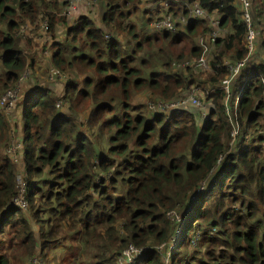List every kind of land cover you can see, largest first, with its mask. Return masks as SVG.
<instances>
[{
  "label": "trees",
  "instance_id": "obj_1",
  "mask_svg": "<svg viewBox=\"0 0 264 264\" xmlns=\"http://www.w3.org/2000/svg\"><path fill=\"white\" fill-rule=\"evenodd\" d=\"M92 1L95 14L66 26L71 0H0V98L35 64L24 26L51 37L65 26L52 62L88 73L61 104L41 81L9 114L0 105V264H63L45 254L58 244L66 264H264V0H249V24L239 0ZM195 5L206 15L192 17ZM166 12L181 28L151 30ZM201 79L204 108L156 106ZM12 139L23 151L10 156Z\"/></svg>",
  "mask_w": 264,
  "mask_h": 264
},
{
  "label": "rangeland",
  "instance_id": "obj_2",
  "mask_svg": "<svg viewBox=\"0 0 264 264\" xmlns=\"http://www.w3.org/2000/svg\"><path fill=\"white\" fill-rule=\"evenodd\" d=\"M164 1L165 0H163V2ZM96 6L95 7L90 6L89 7L90 12L88 14H95V10L97 9ZM70 9L71 8H69L67 11H69ZM80 12L83 13L81 9H79L78 11H74L72 13H68L66 26L72 25L75 21L77 13H80ZM139 12H140V15H142L141 17H143L144 19H146L147 17H150V14L144 13L141 6H139ZM212 16H216V14H213ZM24 29H25L24 37L21 40V44H22L21 47L23 49V55L26 58L27 62H29L30 59L33 58L35 60V64L33 67L30 66L29 68L30 71H29L28 76H26L25 78L21 80L18 79L16 81L15 86L18 87L17 94L14 100L8 106V109H5L6 114H9V112L13 111L15 102L20 98L21 94L28 88V86L32 82L42 81L44 84L54 87L56 90V96H58L57 98L61 97V99L63 100L64 94L67 92L66 84L73 80L80 82L83 76L88 74L87 72H82L81 74L75 76L72 73L69 74L67 70H65L62 67L56 66L52 62V53H54L55 51V43L61 41L64 35L65 26L58 27L55 37H51V35L48 34L47 32H43L41 28L34 29L31 27L28 29L26 27ZM256 43H257V40H254V45H256ZM194 44H199V46H202L203 44V46H207L206 42L202 41V38L199 36L195 37ZM180 46H182L181 48H183V50L185 51L184 55H188L187 52L189 50V44L183 41L180 44ZM212 50L213 48L211 49V53H212ZM255 57H257L256 53H255ZM187 61H188L187 65L192 68H196L198 66V62L193 57L189 58ZM52 66L57 67L63 73V79L55 80V81H51L48 79L47 72L49 68H51ZM175 69H180V68L175 67ZM204 70H208V69H204ZM208 72L209 71H204L205 74ZM200 75H201V78L203 79V74H200ZM202 79L199 80V83H195V85H193L190 91L193 93H191L190 96L188 95L187 98L194 96L199 100V102H200V99L203 102L202 97L204 98L205 97L204 95L210 92V87L204 84ZM230 96H231V92L227 91L226 96H225L226 101L230 98ZM206 103L210 104V101L206 100ZM150 104H153V103L150 102ZM204 107H205V104L203 105V108ZM12 129L13 127H11V133H12ZM22 148H23V145H21L17 139L9 140L8 145H5V151L10 156L14 155V152L16 151V149H19L21 153L23 151ZM61 249H62L61 244H58L56 248L49 249L48 251H46L45 254L51 258L53 257V255H55V257L58 258V260H60V263L62 262L63 264H66L69 262V260L67 259H70L69 258L70 255H68L69 254L68 251L63 252ZM143 249L144 248H142V250ZM65 256L67 259H65Z\"/></svg>",
  "mask_w": 264,
  "mask_h": 264
},
{
  "label": "built area",
  "instance_id": "obj_3",
  "mask_svg": "<svg viewBox=\"0 0 264 264\" xmlns=\"http://www.w3.org/2000/svg\"><path fill=\"white\" fill-rule=\"evenodd\" d=\"M239 1L243 5V17H244L245 21L249 24L250 20H251V16L249 14L250 1L249 0H239ZM94 5H95V2L92 0H71L70 5H69V8H71V9L69 11H67V14L72 13L74 11H78L79 9H82V8H83L82 9L83 11H85V9H88V11H90L89 7L94 6ZM189 13L192 17L205 16L206 15L205 13H203L201 8L199 6H196V5L191 7ZM181 20H182V22H184V24L186 22H188L187 17H183ZM45 24H46V22H44L42 28H44ZM149 24H150L149 27L151 30L160 31V32L161 31L176 32L177 29L181 28V27L176 26L175 17H173L172 13H170V12H166V13H163V14L155 17L154 19L151 20V22ZM24 28H26V26H24ZM24 28L18 30L16 33L20 34L21 36L24 37V33H25ZM105 37H109V35L105 34ZM253 38H254V33L252 30H250L248 35H247V47L249 49L252 48ZM244 63H245V59H242V60L237 61L235 64H233L231 66L232 74L234 75V74L238 73V71L240 70V67L242 65H244ZM198 65H201L200 67H207V64H206L204 57L200 58V60L198 61ZM29 71H30L29 67L26 66L24 68L21 76L19 77V79L21 80V79L25 78L26 76H28ZM47 75H48V79L51 81L63 79V73L57 67H54V66L49 68ZM222 83H223V86L226 88L225 92H227L228 91V80L224 79ZM17 89H18L17 86H14L13 88L7 89L0 98V105L3 106L5 109H8V106L11 104V102L14 100V98L17 94ZM191 93H193V92L187 93L182 99H178L177 101L175 100V101H170L167 103L157 102L156 106L159 108H163V109L165 107L170 106V105L173 106V105H179V104H184V105L185 104H191V105L203 107L204 104L201 101V99L199 102V100L194 96L187 98V96L188 95L190 96ZM57 102H58V104H61L62 99L58 100ZM151 108H152V104H151ZM231 134H232L231 140H233L235 132L233 131V132H231ZM104 176H106V174ZM20 180H21V178L19 177V181ZM19 199H21V200H19L20 202L24 203L22 198L19 197ZM136 249L137 248L133 247L132 245H129L126 249L123 250L124 258L131 260L133 253L135 251L139 250V249H137V250ZM29 264H47V263L43 259H41L40 257L34 256L29 260Z\"/></svg>",
  "mask_w": 264,
  "mask_h": 264
},
{
  "label": "clouds",
  "instance_id": "obj_4",
  "mask_svg": "<svg viewBox=\"0 0 264 264\" xmlns=\"http://www.w3.org/2000/svg\"><path fill=\"white\" fill-rule=\"evenodd\" d=\"M82 9H83V8H82ZM82 9H81V10H82ZM150 22H151V21H150ZM150 22H149V23H150Z\"/></svg>",
  "mask_w": 264,
  "mask_h": 264
}]
</instances>
